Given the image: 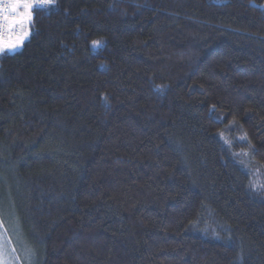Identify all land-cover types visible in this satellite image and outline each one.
Instances as JSON below:
<instances>
[{
    "label": "trees",
    "instance_id": "16d2710c",
    "mask_svg": "<svg viewBox=\"0 0 264 264\" xmlns=\"http://www.w3.org/2000/svg\"><path fill=\"white\" fill-rule=\"evenodd\" d=\"M31 15L0 54V222L29 263L264 264V0Z\"/></svg>",
    "mask_w": 264,
    "mask_h": 264
},
{
    "label": "snow or ice",
    "instance_id": "6c2138e0",
    "mask_svg": "<svg viewBox=\"0 0 264 264\" xmlns=\"http://www.w3.org/2000/svg\"><path fill=\"white\" fill-rule=\"evenodd\" d=\"M52 0H0V38L7 29L9 32H15L17 28L23 29L29 25L32 20L31 9L34 4L51 3ZM27 32H22L16 43H22ZM99 45L98 41H93V46ZM15 47V44L10 45ZM3 49L0 48V51Z\"/></svg>",
    "mask_w": 264,
    "mask_h": 264
},
{
    "label": "rangeland",
    "instance_id": "374dc122",
    "mask_svg": "<svg viewBox=\"0 0 264 264\" xmlns=\"http://www.w3.org/2000/svg\"><path fill=\"white\" fill-rule=\"evenodd\" d=\"M18 29V35L16 36H8L4 39H0V48L3 50L0 51L2 53H14L18 51L22 45V43L28 38L30 34V29L28 25H25L23 29ZM22 32H27L28 35L24 37L22 43H16L18 36ZM15 44V47H11L10 45ZM18 235V233H17ZM13 234L11 232L8 233L3 229V224L0 222V264H31L28 261L29 255H25L24 250L17 245V242L13 240ZM20 243V242H19ZM24 243V242H23ZM22 245V242L20 243ZM25 245V244H24Z\"/></svg>",
    "mask_w": 264,
    "mask_h": 264
},
{
    "label": "built area",
    "instance_id": "2783aa9c",
    "mask_svg": "<svg viewBox=\"0 0 264 264\" xmlns=\"http://www.w3.org/2000/svg\"><path fill=\"white\" fill-rule=\"evenodd\" d=\"M15 32H16V30H15ZM15 32H11V33H15ZM8 34H9V31L7 30V29H5V31L3 32V34H2V37H6V36H8Z\"/></svg>",
    "mask_w": 264,
    "mask_h": 264
}]
</instances>
